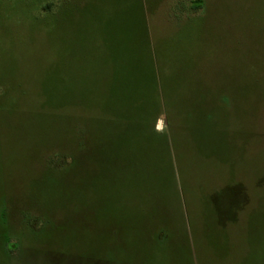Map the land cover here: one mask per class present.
Masks as SVG:
<instances>
[{
  "label": "rangeland",
  "instance_id": "rangeland-1",
  "mask_svg": "<svg viewBox=\"0 0 264 264\" xmlns=\"http://www.w3.org/2000/svg\"><path fill=\"white\" fill-rule=\"evenodd\" d=\"M193 1L0 0V264H264V0Z\"/></svg>",
  "mask_w": 264,
  "mask_h": 264
},
{
  "label": "trees",
  "instance_id": "trees-1",
  "mask_svg": "<svg viewBox=\"0 0 264 264\" xmlns=\"http://www.w3.org/2000/svg\"><path fill=\"white\" fill-rule=\"evenodd\" d=\"M193 6L194 9H199L202 8L203 6V0H194L193 1ZM116 90V89H115ZM153 97V96H152ZM155 100H157L158 102H162V99L158 97V99L156 98ZM94 101V102H93ZM97 100L93 97H91L89 94H83L80 98H78V96H70L64 99H59V98H49V99H45L44 101V106L48 105L50 106L49 108H55V109H64V108H77L78 104H85L86 108H90V109H98L95 107V102ZM104 101V103L102 105H100L101 110H103L104 112H111L112 115L111 116H115L117 117V119L121 116H123L124 114L127 113L128 111V105L135 103L138 104L140 101H142L140 98H138L137 96H122V95H114L112 98L109 97L108 99H104L102 100ZM154 101V100H152ZM42 102V100H41ZM141 105V104H139ZM134 108V107H133ZM123 110H127L126 112L122 113ZM133 109H129V111H132ZM158 114H160L162 112L161 111H157ZM157 114V115H158ZM157 115H154L152 119H155L157 117ZM7 253V252H6Z\"/></svg>",
  "mask_w": 264,
  "mask_h": 264
}]
</instances>
